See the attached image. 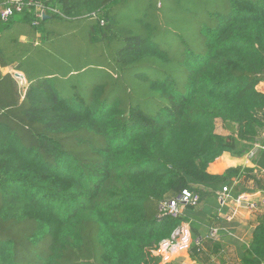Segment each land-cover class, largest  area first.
Listing matches in <instances>:
<instances>
[{"label":"trees","instance_id":"16d2710c","mask_svg":"<svg viewBox=\"0 0 264 264\" xmlns=\"http://www.w3.org/2000/svg\"><path fill=\"white\" fill-rule=\"evenodd\" d=\"M28 1L0 16L28 82L0 70V264H156L181 221L198 263L264 264V212L249 245L218 217L224 187L264 194V148L208 172L264 143V0ZM185 189L199 205L160 218Z\"/></svg>","mask_w":264,"mask_h":264},{"label":"built area","instance_id":"2783aa9c","mask_svg":"<svg viewBox=\"0 0 264 264\" xmlns=\"http://www.w3.org/2000/svg\"><path fill=\"white\" fill-rule=\"evenodd\" d=\"M34 0H29L27 4H30ZM7 6L0 9V16L2 19L7 20L11 17L15 10L22 11L25 5L24 0H7ZM37 8V17H41L44 10H41V6L35 1ZM256 148L259 146L255 145ZM261 148H264L262 146ZM251 152L250 155H253ZM234 184L238 183V179H233ZM232 186H226L220 191L219 201L221 207L218 211V217L227 222H232L238 215L239 208L247 207L249 210L256 211L264 206V196L257 195L256 193L243 192L237 196H233L231 193ZM256 195V196H255ZM200 203V196L195 192L188 189L182 191L176 198L165 199L161 201L159 205L160 218L171 217L180 218L186 207L197 206ZM219 228H213L210 232L212 238L218 239L220 235ZM196 239L195 243L198 245L200 242ZM192 229L189 222L181 221L171 236L160 242L159 246L153 249L151 252L154 258H159V262L156 264H169L177 255L190 251L193 244ZM154 264V263H153Z\"/></svg>","mask_w":264,"mask_h":264},{"label":"crops","instance_id":"0c3cea01","mask_svg":"<svg viewBox=\"0 0 264 264\" xmlns=\"http://www.w3.org/2000/svg\"><path fill=\"white\" fill-rule=\"evenodd\" d=\"M22 39L24 40L25 37H22ZM8 68H12L13 72L15 71V73L18 72L17 70L14 69L13 66H8V67L0 66V70L4 75L10 73L16 79L15 73H13L12 71H8L7 70ZM26 85L28 86L27 81H26ZM259 88L263 90L264 82L261 83ZM237 166L253 168V170L256 173H259V169L255 164L254 158L247 157V154H244L243 156H234L229 152H225L223 155L218 157L214 162H212L208 168V172L212 175H220V174H223L228 168L237 167ZM261 172L263 174L264 170H262ZM249 186L250 188L254 187L253 184H250ZM249 193H256L258 196L264 195L260 189H255L253 191H250ZM262 212H264V208L262 207L259 210H256L253 212L249 210L247 207H243L241 209L239 208L238 215L236 216L234 221L232 222L224 221L222 225L223 229L221 231L222 233L225 232V234L231 235L235 237L236 239H239L242 243L249 245L252 241L253 231L258 224L257 217ZM219 237H222V235H219ZM219 237L218 239H220ZM196 239L198 238L193 237L194 242L192 244L190 251L177 255L169 264H201V263H198L196 259H194L191 255L193 246L196 244L195 243ZM211 259L213 260V263L211 264H220L218 262L219 259L216 255L214 254L211 255ZM158 262H159V258H158ZM227 264H232V263L228 262Z\"/></svg>","mask_w":264,"mask_h":264},{"label":"rangeland","instance_id":"374dc122","mask_svg":"<svg viewBox=\"0 0 264 264\" xmlns=\"http://www.w3.org/2000/svg\"><path fill=\"white\" fill-rule=\"evenodd\" d=\"M175 1H177V0H175ZM8 71H12L13 72V69L12 68H8L7 69ZM13 73H15V71L13 72ZM16 79L18 80V89L20 90L19 92L21 93V94H23V96H24V93L26 92V87H27V85H26V81H23L22 79H20L19 77H16ZM263 90H264V88H263ZM22 96V97H23ZM216 131L218 132V133H220V134H224L225 133V131L222 129V127H221V122H218V124H217V128H216ZM264 137V136H263ZM259 146L256 148V146H255V148L254 149H251L248 153H246L247 154V157H249V158H254L255 156H256V154H257V152L261 149V147L262 146H264L263 144L264 143H257ZM251 152H254V154L253 155H250V153ZM243 156V155H242ZM264 196V195H263Z\"/></svg>","mask_w":264,"mask_h":264},{"label":"water","instance_id":"95a60500","mask_svg":"<svg viewBox=\"0 0 264 264\" xmlns=\"http://www.w3.org/2000/svg\"><path fill=\"white\" fill-rule=\"evenodd\" d=\"M46 16H47V15H46V13L44 12V13H43V17L46 18ZM15 76H16V77H19L20 79H22L23 81H25V78H24V75H23V74H21V73H19V72H16V73H15Z\"/></svg>","mask_w":264,"mask_h":264}]
</instances>
